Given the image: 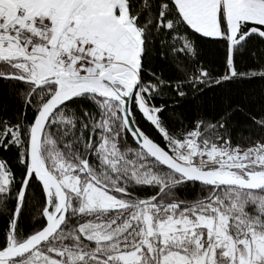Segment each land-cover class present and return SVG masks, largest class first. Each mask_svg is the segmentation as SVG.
Masks as SVG:
<instances>
[{
  "label": "snow or ice",
  "instance_id": "6c2138e0",
  "mask_svg": "<svg viewBox=\"0 0 264 264\" xmlns=\"http://www.w3.org/2000/svg\"><path fill=\"white\" fill-rule=\"evenodd\" d=\"M0 217V264H264V0H0Z\"/></svg>",
  "mask_w": 264,
  "mask_h": 264
},
{
  "label": "trees",
  "instance_id": "16d2710c",
  "mask_svg": "<svg viewBox=\"0 0 264 264\" xmlns=\"http://www.w3.org/2000/svg\"><path fill=\"white\" fill-rule=\"evenodd\" d=\"M214 51V47H213ZM32 194L36 196V199L38 200V195L36 194V190L33 188ZM199 185L192 186L191 184L180 191V195L182 197L187 196L188 198H195L199 194ZM33 196L30 195L29 200L27 202V206L24 209V214L22 216V228L25 230L30 231L32 227L38 226V222L41 220V217L37 214L36 210L33 207ZM4 229V218L0 217V233H2Z\"/></svg>",
  "mask_w": 264,
  "mask_h": 264
}]
</instances>
